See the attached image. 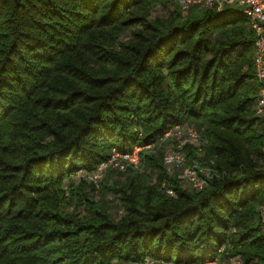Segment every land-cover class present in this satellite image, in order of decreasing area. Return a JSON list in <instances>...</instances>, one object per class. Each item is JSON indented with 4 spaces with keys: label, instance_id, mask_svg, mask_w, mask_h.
Here are the masks:
<instances>
[{
    "label": "trees",
    "instance_id": "obj_1",
    "mask_svg": "<svg viewBox=\"0 0 264 264\" xmlns=\"http://www.w3.org/2000/svg\"><path fill=\"white\" fill-rule=\"evenodd\" d=\"M253 55L238 8L0 0V264H264ZM177 124L203 128L200 161L223 173L202 190L164 168ZM146 145L137 169L72 182Z\"/></svg>",
    "mask_w": 264,
    "mask_h": 264
},
{
    "label": "built area",
    "instance_id": "obj_2",
    "mask_svg": "<svg viewBox=\"0 0 264 264\" xmlns=\"http://www.w3.org/2000/svg\"><path fill=\"white\" fill-rule=\"evenodd\" d=\"M176 4L183 12L192 7L215 11L238 8L247 17L248 26L254 35L253 63L256 78L260 83L255 101V114L264 119V0H176ZM161 140L171 141L163 155L166 173L174 177L183 187L199 191L204 189L212 178L223 177V173L215 167L213 159L200 161L205 156L204 146L207 144L203 128L177 124L168 129ZM141 148L135 146L129 153L113 151L110 157L101 162L93 172L82 176L96 184L108 168L119 171H125L128 167L137 169ZM160 187L167 195H175L174 189L165 181ZM256 210L264 231V205H259ZM134 264H152V262L145 260ZM204 264H218V261L213 260ZM232 264H240L239 259L234 258Z\"/></svg>",
    "mask_w": 264,
    "mask_h": 264
},
{
    "label": "rangeland",
    "instance_id": "obj_3",
    "mask_svg": "<svg viewBox=\"0 0 264 264\" xmlns=\"http://www.w3.org/2000/svg\"><path fill=\"white\" fill-rule=\"evenodd\" d=\"M172 10V5H169V6H167V7H161V6H159V7H156L155 9H153V11H152V15H156V14H158V15H168L169 13H170V11ZM186 125H190V124H186ZM169 142L171 143V141L169 140V141H164L163 142V146H164V150L167 148V146L169 145ZM154 147V145H146V146H144V147H142L141 148V150L143 149V150H149V149H152ZM82 178L83 176H82V174L81 173H78V174H74V175H72L71 176V179H72V182L74 183V184H78V178ZM95 186V188L97 189V188H99V182H97L96 184H94ZM65 197H67V192L65 193ZM71 209V207H68L66 210H70ZM111 213L115 216V217H118L119 216V214H120V212H118L117 211V209L116 208H113V209H111ZM230 263H233V259L232 260H230ZM218 264H220V262L218 263Z\"/></svg>",
    "mask_w": 264,
    "mask_h": 264
}]
</instances>
